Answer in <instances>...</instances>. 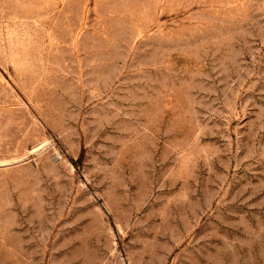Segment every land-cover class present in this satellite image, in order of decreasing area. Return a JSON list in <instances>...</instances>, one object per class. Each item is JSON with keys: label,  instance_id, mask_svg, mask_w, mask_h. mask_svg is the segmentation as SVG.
<instances>
[{"label": "rangeland", "instance_id": "rangeland-1", "mask_svg": "<svg viewBox=\"0 0 264 264\" xmlns=\"http://www.w3.org/2000/svg\"><path fill=\"white\" fill-rule=\"evenodd\" d=\"M0 264H264V0H0Z\"/></svg>", "mask_w": 264, "mask_h": 264}]
</instances>
